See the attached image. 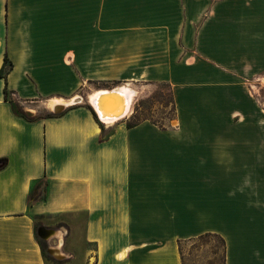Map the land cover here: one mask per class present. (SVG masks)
<instances>
[{
	"label": "crops",
	"instance_id": "crops-1",
	"mask_svg": "<svg viewBox=\"0 0 264 264\" xmlns=\"http://www.w3.org/2000/svg\"><path fill=\"white\" fill-rule=\"evenodd\" d=\"M5 57L0 264H46L47 215L83 219L82 264H182L178 241L205 233L224 264H264V0H0V70ZM143 82L170 85L172 126L102 127L70 104ZM5 86L32 117L38 99L67 106L27 120Z\"/></svg>",
	"mask_w": 264,
	"mask_h": 264
},
{
	"label": "rangeland",
	"instance_id": "rangeland-1",
	"mask_svg": "<svg viewBox=\"0 0 264 264\" xmlns=\"http://www.w3.org/2000/svg\"><path fill=\"white\" fill-rule=\"evenodd\" d=\"M134 94L130 100V106L126 114L127 123L136 122L140 119L148 118L160 126H172L175 118V105L173 102L170 85L166 83H137L134 85ZM254 91L260 103L264 106V85L255 82ZM92 94V93H91ZM90 93L81 90L76 96L80 97L79 102L87 103ZM77 103V102H76ZM27 107H34L38 114L51 113L48 103L45 100L25 104ZM31 116V115H30ZM107 134L108 131H104ZM40 199L31 200L30 205ZM37 229L41 226L52 230L50 234L42 241L47 255L55 258L48 252V248L58 247L63 253L58 264H82L85 251L89 245L84 243L83 239V219L82 222L74 227L70 226L64 216L47 215L36 219ZM213 248L217 251L216 258L219 257V242L214 238H207L203 241L198 250L191 244L183 245L184 257L186 264H208L213 258L209 251ZM58 251V250H57ZM200 254L203 258H200ZM57 256V255H55ZM52 264V263H48Z\"/></svg>",
	"mask_w": 264,
	"mask_h": 264
},
{
	"label": "trees",
	"instance_id": "trees-1",
	"mask_svg": "<svg viewBox=\"0 0 264 264\" xmlns=\"http://www.w3.org/2000/svg\"><path fill=\"white\" fill-rule=\"evenodd\" d=\"M10 68V61L5 57L4 58V62L2 65V69L0 70V75L5 77V72L3 73V70L9 69ZM4 93H5V99L9 100L12 104V108L15 114L22 116L23 118L27 119V120H33L36 119L38 117H43L44 115L42 114H38L35 117H32L30 115H28L21 106H19L16 102H13L12 99H10L8 93L9 90L7 89V86H5L4 88ZM94 115V117L96 118V120L99 122V124L103 127V123L98 119L95 111L89 107ZM53 114H45V116H51ZM128 126L130 125L129 123L127 124ZM5 163V159L4 158H0V165L2 166V164ZM38 185L39 183H36L34 185V187L32 188V191L30 192L29 195V203L31 202V200H36L39 199L41 197L40 193L38 192ZM36 237L40 243L41 249H42V255L44 258V261L46 262V264L48 263H52V264H58L60 263V260H57L55 258L50 257L49 255L46 254L45 252V248H44V242L42 241V239H40V237L38 236V234L36 233ZM207 238H214L219 242V257H215L217 255V251L213 248H210L209 251L211 253V257L213 256V258H211L210 261H208V264H224V260H225V241L223 239V237H221L219 234L217 233H205V234H201L195 238H191V239H187V240H179L178 241V249H179V253H180V257H181V263L182 264H186V260L184 257V252H183V245L184 244H191L193 248L197 249L199 248L200 244L203 241H206ZM200 258H203V255L200 254Z\"/></svg>",
	"mask_w": 264,
	"mask_h": 264
},
{
	"label": "bare ground",
	"instance_id": "bare-ground-1",
	"mask_svg": "<svg viewBox=\"0 0 264 264\" xmlns=\"http://www.w3.org/2000/svg\"><path fill=\"white\" fill-rule=\"evenodd\" d=\"M133 94H134V90L128 88L127 86H122L113 89H103V90L95 91L89 96V100L93 103L106 101L108 109L112 111L114 110L112 116L116 117L118 115L120 116V114L123 113V111L126 110L127 107H129L130 100ZM78 99L79 97L77 98L75 97L74 99L70 100L71 102L70 104L76 103L75 101ZM65 104L66 103L60 99H52L49 101L48 106L52 108V110L62 111L67 106V104L66 105ZM112 116L108 115V117H112ZM124 116H126V114ZM101 117H103V115H101ZM122 117L123 116H121L120 118ZM120 118L117 117V118H113L112 120H110L111 119L110 118L109 120H106V122H113ZM54 248L55 247L50 248L53 254H55ZM61 256H63V253L57 255L58 258H60Z\"/></svg>",
	"mask_w": 264,
	"mask_h": 264
},
{
	"label": "water",
	"instance_id": "water-1",
	"mask_svg": "<svg viewBox=\"0 0 264 264\" xmlns=\"http://www.w3.org/2000/svg\"><path fill=\"white\" fill-rule=\"evenodd\" d=\"M110 89H112V88H110ZM76 98H77V97H76ZM79 101H80V97H79V99L76 100L75 102H79ZM87 101H88L90 107L95 111V113H96L98 119H99L100 121H102V122H105V123H106V120H109L110 118H111L110 120H112L113 118H117V117L120 118L121 116L124 117V115L127 114V111H128V108H129V107H127V109L124 110L123 113L120 114V116L118 115V116L115 117V116H112L114 110L112 111V110L108 109V107H107V102H106V101L93 103V102H91V101L89 100V98H88ZM129 106H130V104H129ZM52 112H54V113H59L60 111L52 110ZM26 113L29 114L28 111H26ZM101 115H103V117H101ZM108 115H109V116H112V117H108ZM106 116H107V117H106ZM51 232H53V231H52V230H49V229H46V228L43 227V226H41V227H39V228L37 229V234H38V236H40L41 238H44V239H45V238L48 236V234H50ZM48 252L52 254V251H51L50 248H48ZM53 256H54L55 258H57V259H60V258H58V257L55 256V255H53Z\"/></svg>",
	"mask_w": 264,
	"mask_h": 264
},
{
	"label": "built area",
	"instance_id": "built-area-1",
	"mask_svg": "<svg viewBox=\"0 0 264 264\" xmlns=\"http://www.w3.org/2000/svg\"><path fill=\"white\" fill-rule=\"evenodd\" d=\"M102 122V121H101ZM102 123H105V122H102Z\"/></svg>",
	"mask_w": 264,
	"mask_h": 264
},
{
	"label": "flooded vegetation",
	"instance_id": "flooded-vegetation-1",
	"mask_svg": "<svg viewBox=\"0 0 264 264\" xmlns=\"http://www.w3.org/2000/svg\"><path fill=\"white\" fill-rule=\"evenodd\" d=\"M55 250V249H54Z\"/></svg>",
	"mask_w": 264,
	"mask_h": 264
}]
</instances>
